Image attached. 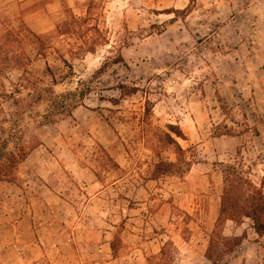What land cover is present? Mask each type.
<instances>
[{
  "label": "rangeland",
  "instance_id": "1",
  "mask_svg": "<svg viewBox=\"0 0 264 264\" xmlns=\"http://www.w3.org/2000/svg\"><path fill=\"white\" fill-rule=\"evenodd\" d=\"M48 1L0 3V148H34L0 182V215L30 205L22 239L40 216L54 253L74 230L80 253L107 241L132 264H209L217 163L241 164L264 191V0H63L40 15ZM161 159L184 173L151 179Z\"/></svg>",
  "mask_w": 264,
  "mask_h": 264
},
{
  "label": "trees",
  "instance_id": "2",
  "mask_svg": "<svg viewBox=\"0 0 264 264\" xmlns=\"http://www.w3.org/2000/svg\"><path fill=\"white\" fill-rule=\"evenodd\" d=\"M22 69L25 73L27 72V68L22 67ZM119 89L122 97L132 95L135 90V88L129 90L124 84L119 85ZM44 91L48 95L54 92L52 87H45ZM77 105L78 103L74 105L69 103L68 107L64 106L67 109L62 110L59 119L62 120L65 116L71 115V109L76 108ZM223 108L225 107L223 106ZM222 135L225 134L221 133L220 136ZM160 138V142L166 140V142L172 143L171 135L165 131L160 133ZM13 148L7 153H4V145L0 148V182L3 179H9L13 169L25 162L34 149L21 141ZM109 159L113 165H116L110 155ZM217 164L221 167L223 189L220 195L216 223L209 234L205 257L212 264H229V260L224 261L225 257H230L237 250L247 238V233L244 232L241 236H227L224 227L228 221L241 225L245 219H250L258 236H264V191L251 181L241 164L221 162ZM182 173L184 170L179 164L161 159L154 163L151 179H157L163 175H181Z\"/></svg>",
  "mask_w": 264,
  "mask_h": 264
},
{
  "label": "crops",
  "instance_id": "3",
  "mask_svg": "<svg viewBox=\"0 0 264 264\" xmlns=\"http://www.w3.org/2000/svg\"><path fill=\"white\" fill-rule=\"evenodd\" d=\"M4 1L9 4L15 1H31V0H0V3ZM63 0H50L45 3L42 8L43 13L40 15H50L53 14V8L56 5H62ZM78 2H84V0H73V4L70 5L73 7H78ZM46 10V12L44 11ZM54 10H57L54 9ZM20 208V212L22 211L20 222H26L25 212L27 210H31L30 205L27 206H18V204L14 203V211L8 210L4 214L0 215V242L4 244L7 249L8 256V264H132L133 261L127 262L130 257L126 256H116L112 253L110 242L104 241L100 244L93 243L97 247V250L94 249L90 252L80 253L78 249L73 244L76 243V240H84L86 239V235L79 231H74L67 236L60 238L63 247L51 246L52 250L57 249L58 253L50 252V248L48 249L46 246V242L49 237H51L52 233L49 230V223H44L41 221L40 216L38 218V223L33 221L32 230L33 237H28V239H22L23 236L28 234L27 223L24 225L20 224V227H16V219L13 220L11 217L12 213ZM22 209V210H21ZM32 215V211H29ZM9 214L8 217H6ZM17 218V217H15ZM33 219H36V215L33 216ZM55 223V222H54ZM61 228L64 227V221L61 222ZM54 225V224H53ZM78 228V227H76ZM239 226L236 227V230H239ZM19 230V233H17ZM253 234L255 237H251L250 232L247 231V238L244 239L242 244L237 248V250L230 256L229 264H264V236L260 237L256 233L253 227H251ZM23 231V234H22ZM12 232V234H11ZM244 230L241 232L237 231L235 235H242ZM59 238L63 236L62 234L57 235ZM105 239H107L105 237ZM18 244L24 245L29 251L25 254H22L18 249ZM91 244V243H90ZM17 249V251H13L12 249ZM202 258L205 259L206 262L212 264L205 257V251L201 254ZM86 259L88 261H86ZM127 259V260H126ZM90 260V261H89ZM135 264V263H134Z\"/></svg>",
  "mask_w": 264,
  "mask_h": 264
}]
</instances>
